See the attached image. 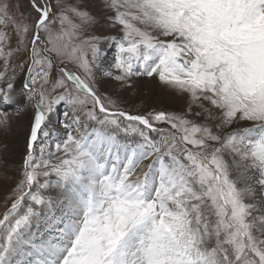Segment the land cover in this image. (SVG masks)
Wrapping results in <instances>:
<instances>
[{
    "label": "snow or ice",
    "instance_id": "obj_1",
    "mask_svg": "<svg viewBox=\"0 0 264 264\" xmlns=\"http://www.w3.org/2000/svg\"><path fill=\"white\" fill-rule=\"evenodd\" d=\"M9 109L0 264H264V0H0Z\"/></svg>",
    "mask_w": 264,
    "mask_h": 264
},
{
    "label": "rangeland",
    "instance_id": "obj_2",
    "mask_svg": "<svg viewBox=\"0 0 264 264\" xmlns=\"http://www.w3.org/2000/svg\"><path fill=\"white\" fill-rule=\"evenodd\" d=\"M109 56H111V50H109ZM17 87H19V81ZM105 90L109 89L105 88ZM124 95L126 102H124L123 106L131 111H145L151 105L160 107L162 100L163 106L169 107L172 110H180L183 106L179 100L163 97L158 88H153L150 91L146 90L144 93L138 95H129L127 93ZM63 111L64 109L61 107L55 114L57 121L64 120ZM9 114L13 116L12 129L6 137H0V212L4 210L5 198L15 186V182L20 175L19 169L25 154V141L29 124L27 115L22 114L17 117L14 115L13 109H9ZM18 147L22 149L23 153L19 155V162L15 163L13 158Z\"/></svg>",
    "mask_w": 264,
    "mask_h": 264
},
{
    "label": "bare ground",
    "instance_id": "obj_3",
    "mask_svg": "<svg viewBox=\"0 0 264 264\" xmlns=\"http://www.w3.org/2000/svg\"><path fill=\"white\" fill-rule=\"evenodd\" d=\"M20 146H21V144H20ZM22 153H23L22 149L20 147H18L16 149V154H15V156L13 158V161H15V163L19 162V155L22 154Z\"/></svg>",
    "mask_w": 264,
    "mask_h": 264
}]
</instances>
